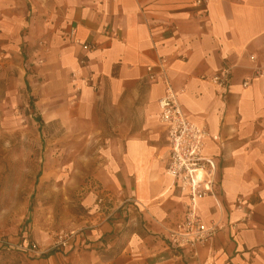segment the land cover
I'll use <instances>...</instances> for the list:
<instances>
[{
    "label": "crops",
    "instance_id": "1",
    "mask_svg": "<svg viewBox=\"0 0 264 264\" xmlns=\"http://www.w3.org/2000/svg\"><path fill=\"white\" fill-rule=\"evenodd\" d=\"M198 1L0 0V58L39 44V81L54 96L60 83H85L74 121L115 130L106 186L85 197L82 237L67 250L20 251L24 264H264V0ZM162 59L217 163L218 184L199 207L220 230L196 248L171 241L189 197L167 172L166 81L147 70ZM226 66L223 95L211 77Z\"/></svg>",
    "mask_w": 264,
    "mask_h": 264
},
{
    "label": "rangeland",
    "instance_id": "2",
    "mask_svg": "<svg viewBox=\"0 0 264 264\" xmlns=\"http://www.w3.org/2000/svg\"><path fill=\"white\" fill-rule=\"evenodd\" d=\"M38 46L27 43L0 58V264H24L18 252L33 244L41 251L75 246L89 214L85 197L106 186L100 169L114 125L74 121L85 83H60L54 96L39 81Z\"/></svg>",
    "mask_w": 264,
    "mask_h": 264
},
{
    "label": "built area",
    "instance_id": "3",
    "mask_svg": "<svg viewBox=\"0 0 264 264\" xmlns=\"http://www.w3.org/2000/svg\"><path fill=\"white\" fill-rule=\"evenodd\" d=\"M85 47L89 48L88 45ZM147 70L151 81L158 78L166 81L165 94L159 103L160 120L166 128L170 148L167 172L177 187L189 197L184 220L171 232V241L179 248H196L204 245L220 230L216 224H206L199 207L201 200L211 195L218 184L217 163L213 157L205 154L208 131L184 112L178 93L168 77L165 60L162 59L156 67L150 66ZM231 74V68L226 66L211 77V81L222 89L223 95L229 92ZM67 237H61L64 238L61 241L64 245L69 242ZM0 244H4L2 239ZM30 252L40 255L42 251L33 244Z\"/></svg>",
    "mask_w": 264,
    "mask_h": 264
}]
</instances>
